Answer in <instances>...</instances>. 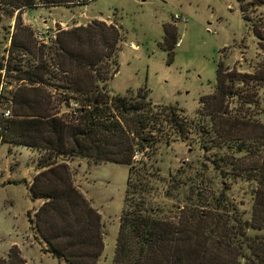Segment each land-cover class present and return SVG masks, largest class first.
Returning <instances> with one entry per match:
<instances>
[{
  "label": "trees",
  "instance_id": "trees-1",
  "mask_svg": "<svg viewBox=\"0 0 264 264\" xmlns=\"http://www.w3.org/2000/svg\"><path fill=\"white\" fill-rule=\"evenodd\" d=\"M89 1L0 0V9L16 19L8 29L7 48L0 47V102L10 108L9 114L0 112V143L26 145L46 155L30 184L33 198L42 199L29 220L43 252L57 264H98L104 250L101 213L74 183L67 163L69 156H82L129 168L112 264H264V122L246 114L222 115L230 99L255 101L243 86L264 82V64L242 73L219 61L216 91L200 99L209 127H189L175 104H157L140 92L133 96L109 86L119 71L121 25L94 19L62 29L44 44L22 17L24 7ZM165 31L166 40L175 36L173 28ZM255 34L264 47V34ZM167 48L171 51L173 44ZM7 76L18 82L9 98L3 89ZM60 94L74 104L69 113L58 106ZM196 127L207 136L201 145L214 155L222 186L210 192L201 210L184 204L172 218L164 214L165 205L150 198L159 168L147 155L135 156L171 135L188 139ZM239 181L249 183L247 209L240 208L235 195ZM0 264H26V259L14 244L6 257L0 256Z\"/></svg>",
  "mask_w": 264,
  "mask_h": 264
},
{
  "label": "rangeland",
  "instance_id": "rangeland-1",
  "mask_svg": "<svg viewBox=\"0 0 264 264\" xmlns=\"http://www.w3.org/2000/svg\"><path fill=\"white\" fill-rule=\"evenodd\" d=\"M175 14L185 16L187 21L176 20ZM22 17L33 28L37 41L35 30L50 36L61 23L71 28L99 19L121 25L124 39L117 51L119 71L108 81L109 86L133 96L140 92L157 104H175L189 127H209L200 99L216 91L219 61L242 73H253L264 64V47L255 34V30L264 34V0H90L86 5L24 7ZM15 21V15L0 9L2 49L10 42L8 29L13 30ZM165 27L173 28L174 40L165 39ZM170 43L171 51L167 48ZM17 84L13 76L5 77L3 89L8 98ZM253 87L243 86L255 94L253 103L230 99L229 111L222 115L246 114L264 122V82L254 87L256 91ZM61 98V94L56 95L61 112L69 113L73 102ZM6 108L7 103L1 101L0 112ZM196 128L188 139L171 135L168 141L146 147L135 156L147 155L159 168L160 179H153L150 198L166 206V216H174L184 204H194L201 210L210 192L221 189L223 178L212 162L214 155L201 145L207 136ZM45 162L46 155L39 149L0 143V256L6 257L11 246L17 244L27 264H57L56 258L43 252L44 244L29 220L42 203V199L33 198L30 184ZM67 163L74 183L102 216L104 250L98 264H112L128 165L82 156H69ZM248 187L244 181L235 185L241 209L249 207Z\"/></svg>",
  "mask_w": 264,
  "mask_h": 264
},
{
  "label": "built area",
  "instance_id": "built-area-1",
  "mask_svg": "<svg viewBox=\"0 0 264 264\" xmlns=\"http://www.w3.org/2000/svg\"><path fill=\"white\" fill-rule=\"evenodd\" d=\"M174 18L176 20L182 19V20H186L187 18L181 14H175ZM62 26H60V28L54 30L52 32V34L50 36H45L44 33L42 32V30H35V35L39 38H37L39 40V42L44 43V44H49L52 40H54L56 38L57 33L62 30V29H66L68 28L67 26H64V24L61 23ZM10 110L8 109L6 111V114H9Z\"/></svg>",
  "mask_w": 264,
  "mask_h": 264
},
{
  "label": "crops",
  "instance_id": "crops-1",
  "mask_svg": "<svg viewBox=\"0 0 264 264\" xmlns=\"http://www.w3.org/2000/svg\"><path fill=\"white\" fill-rule=\"evenodd\" d=\"M46 254V253H45ZM47 254H49V253H47ZM23 256H24V254H23ZM24 258L26 259V257L24 256ZM26 264H27V259H26Z\"/></svg>",
  "mask_w": 264,
  "mask_h": 264
}]
</instances>
